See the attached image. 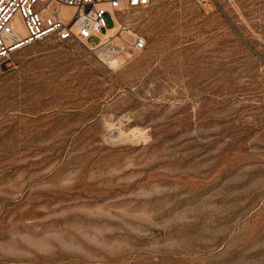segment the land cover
I'll list each match as a JSON object with an SVG mask.
<instances>
[{
    "label": "rangeland",
    "instance_id": "374dc122",
    "mask_svg": "<svg viewBox=\"0 0 264 264\" xmlns=\"http://www.w3.org/2000/svg\"><path fill=\"white\" fill-rule=\"evenodd\" d=\"M115 16L0 64V264H264V0Z\"/></svg>",
    "mask_w": 264,
    "mask_h": 264
},
{
    "label": "built area",
    "instance_id": "2783aa9c",
    "mask_svg": "<svg viewBox=\"0 0 264 264\" xmlns=\"http://www.w3.org/2000/svg\"><path fill=\"white\" fill-rule=\"evenodd\" d=\"M151 0H0V64L27 45L52 39L80 40L101 60L125 52H137L146 45L136 36L130 46L101 37L115 24V14L147 6ZM107 18L111 25H108ZM97 37L98 41H92Z\"/></svg>",
    "mask_w": 264,
    "mask_h": 264
},
{
    "label": "bare ground",
    "instance_id": "6f19581e",
    "mask_svg": "<svg viewBox=\"0 0 264 264\" xmlns=\"http://www.w3.org/2000/svg\"><path fill=\"white\" fill-rule=\"evenodd\" d=\"M114 18H115V22H118V19H117V17L116 16H114ZM114 31V29L113 28H109L108 29V32L107 33H105V34H103V35H101V37H110V36H107V35H112V32ZM116 31V30H115ZM114 31V32H115ZM110 32V33H109ZM116 61H112V63H115Z\"/></svg>",
    "mask_w": 264,
    "mask_h": 264
}]
</instances>
